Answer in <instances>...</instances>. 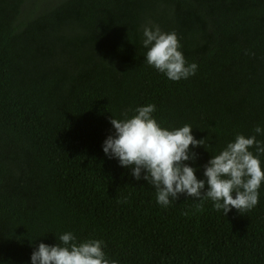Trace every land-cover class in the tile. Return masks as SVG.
I'll return each instance as SVG.
<instances>
[{
	"label": "trees",
	"instance_id": "1",
	"mask_svg": "<svg viewBox=\"0 0 264 264\" xmlns=\"http://www.w3.org/2000/svg\"><path fill=\"white\" fill-rule=\"evenodd\" d=\"M154 26L177 34L195 75L148 65ZM149 104L205 139L187 162L200 179L237 134L264 128V0H0V264H32L66 232L104 241L118 264H264V182L243 215L183 195L165 208L105 155L111 118Z\"/></svg>",
	"mask_w": 264,
	"mask_h": 264
},
{
	"label": "clouds",
	"instance_id": "2",
	"mask_svg": "<svg viewBox=\"0 0 264 264\" xmlns=\"http://www.w3.org/2000/svg\"><path fill=\"white\" fill-rule=\"evenodd\" d=\"M143 37L148 65L168 79L180 81L196 74L198 65L187 62L175 32L145 27ZM155 111L156 106L149 104L134 109L131 117L127 112L123 119L112 117L115 131L104 141L103 151L109 159L115 158L120 166L131 169L137 181L151 184L159 205L166 208L183 195L200 201L197 211H203V202L211 200L214 208L227 216L233 209L243 215L259 204L264 142L258 141L256 134L264 135V128L257 126L251 136L237 134L233 142L212 156L204 166V179H200L198 169L187 162L198 158L193 148L204 147L205 139H196L187 124L171 130L163 127L154 118ZM59 241L56 245L40 243L32 253V264H118L107 258L102 240L78 243L72 232H66Z\"/></svg>",
	"mask_w": 264,
	"mask_h": 264
}]
</instances>
